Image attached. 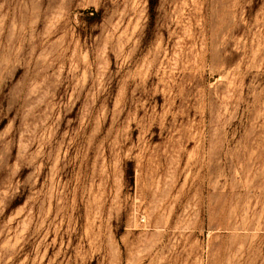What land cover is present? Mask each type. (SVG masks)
Listing matches in <instances>:
<instances>
[{
    "label": "rangeland",
    "instance_id": "rangeland-1",
    "mask_svg": "<svg viewBox=\"0 0 264 264\" xmlns=\"http://www.w3.org/2000/svg\"><path fill=\"white\" fill-rule=\"evenodd\" d=\"M0 0V264H264V0Z\"/></svg>",
    "mask_w": 264,
    "mask_h": 264
},
{
    "label": "trees",
    "instance_id": "trees-1",
    "mask_svg": "<svg viewBox=\"0 0 264 264\" xmlns=\"http://www.w3.org/2000/svg\"><path fill=\"white\" fill-rule=\"evenodd\" d=\"M155 6H156V2H155V0L151 1V2H150V10H151V12H153Z\"/></svg>",
    "mask_w": 264,
    "mask_h": 264
}]
</instances>
